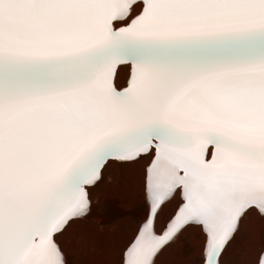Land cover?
<instances>
[{
    "label": "snow or ice",
    "instance_id": "snow-or-ice-1",
    "mask_svg": "<svg viewBox=\"0 0 264 264\" xmlns=\"http://www.w3.org/2000/svg\"><path fill=\"white\" fill-rule=\"evenodd\" d=\"M133 170L116 264L192 232L194 264H229L264 224V0H0V264H74Z\"/></svg>",
    "mask_w": 264,
    "mask_h": 264
},
{
    "label": "rangeland",
    "instance_id": "rangeland-1",
    "mask_svg": "<svg viewBox=\"0 0 264 264\" xmlns=\"http://www.w3.org/2000/svg\"><path fill=\"white\" fill-rule=\"evenodd\" d=\"M98 202L99 211L79 229L83 240L74 243V264H116L117 250L136 236L144 203L139 172L130 171L128 180L122 183L110 181L98 192ZM262 247L264 224L253 222L242 234L229 264H253ZM198 253L197 233L192 232L185 242H178L162 255L159 264H194Z\"/></svg>",
    "mask_w": 264,
    "mask_h": 264
}]
</instances>
